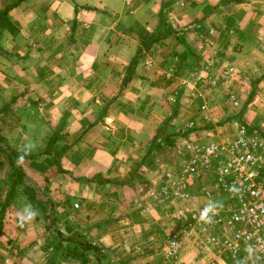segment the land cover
Returning a JSON list of instances; mask_svg holds the SVG:
<instances>
[{
	"label": "crops",
	"instance_id": "0c3cea01",
	"mask_svg": "<svg viewBox=\"0 0 264 264\" xmlns=\"http://www.w3.org/2000/svg\"><path fill=\"white\" fill-rule=\"evenodd\" d=\"M16 3L14 30L0 29V135L42 154L21 167L55 203L63 237L98 248L88 264H170L155 236L172 231L168 212L146 196L171 171L157 152L179 159L184 143L226 135L232 115L264 126V0H0V11ZM208 64L242 76L194 87ZM52 134L64 148L56 162L43 153ZM16 210L4 209L2 229ZM14 222L0 264H48L52 246H41L37 225ZM194 249L172 264L208 263L211 252Z\"/></svg>",
	"mask_w": 264,
	"mask_h": 264
},
{
	"label": "built area",
	"instance_id": "2783aa9c",
	"mask_svg": "<svg viewBox=\"0 0 264 264\" xmlns=\"http://www.w3.org/2000/svg\"><path fill=\"white\" fill-rule=\"evenodd\" d=\"M211 67L203 65L194 72V87L241 77L234 66L220 67L218 75L212 74ZM229 99L235 108L236 96L230 94ZM233 126L231 139L184 143L180 154L185 150L192 155L181 161L177 173L164 170L165 181L146 191L152 202L171 210L166 217L173 231L162 243L165 263L178 262L182 248L192 244L211 252L206 264H264V130L248 131L237 121ZM206 175L212 183L200 188L203 204L195 209L189 204V187ZM221 194L224 200L217 206ZM210 204L215 205L209 212L210 221L200 220L201 210Z\"/></svg>",
	"mask_w": 264,
	"mask_h": 264
},
{
	"label": "rangeland",
	"instance_id": "374dc122",
	"mask_svg": "<svg viewBox=\"0 0 264 264\" xmlns=\"http://www.w3.org/2000/svg\"><path fill=\"white\" fill-rule=\"evenodd\" d=\"M114 18H117V15L115 14V15H112V14H110V19H114ZM115 28H117V29H122V27H120V26H118V25H116L115 26ZM238 69V68H237ZM240 70V69H239ZM241 71V70H240ZM241 76H242V73H241ZM237 98V97H236ZM220 101H225V100H220ZM227 102H228V100H226ZM239 102V101H238ZM229 103H230V101L228 102V105H229ZM230 106H231V104H230ZM232 108V107H231ZM231 118H233L234 120L232 121V122H229V123H231V128L232 129H227V134L226 135H224V136H221V133L222 132H220L219 133V135L218 136H216V137H214V138H212L213 139V142H220V141H222V140H224V139H231L230 137H231V135H229V134H231L232 132H234V126H233V123L235 122V121H237L238 122V124H241L242 126H245L247 129H248V131L250 130V131H252V132H260V131H262V130H264V126H253L251 123H246V122H244V121H242V119L241 118H236L235 117V115H232V117ZM188 129V127H182V129H181V131L182 132H185L186 130ZM235 133V132H234ZM229 135V136H228ZM56 138H57V143H55V145H53L52 146V150H53V153H54V151L56 150V149H60V147L62 146V143H61V138H59L58 136H55ZM49 139V138H48ZM6 143L7 144H4V143H0V147H2V148H8L7 146H9V142L7 141V139H6ZM184 145V144H183ZM6 151H7V149H6ZM46 152V150L43 152V153H45ZM57 152V151H56ZM53 153H52V156H53ZM42 155V154H41ZM56 155V153H54V156ZM157 155H158V159H159V162L160 161H166L167 162V160H168V163H167V165L168 166H172L171 167V171L172 172H175V173H177L178 171H179V166H180V164H181V162L179 163V161L181 160H183L184 158H183V155L184 154H180V158L178 159V154H175V152H173V151H166L165 152V150H158V152H157ZM185 156V155H184ZM39 159H42V158H39ZM38 159V160H39ZM25 161V160H24ZM35 161V160H34ZM43 162V161H42ZM179 164H178V163ZM176 163L178 164V165H176ZM21 165L22 164H17L16 163V166H19L20 167V169L22 170V172H23V183L26 185V186H29V187H31V188H33L34 190H35V198L37 199V200H39V201H42V202H44L45 204H46V211H47V215L49 216L48 218L47 217H45V216H47V215H45V214H43L41 211H38L39 212V214H38V216H36L32 221H31V223H34L33 225H37L36 227H37V229L39 230V240H40V244H41V246H43V247H45V246H52V248L50 249L52 252H50V257H51V260H49V263L48 264H56L57 262H59V261H62L64 264L67 262V263H69V262H71L72 263V260H70V259H64L63 258V254H59V249L61 248V250L63 249V248H66V247H68L69 246V244L68 243H65V242H62V244H61V247L58 245V243L56 242V240H55V238L57 237V235H58V233H60V234H62L60 231H59V229H58V226H57V223H56V219L54 218V215H55V213H53L52 211H53V204H55L53 201H51V200H49V199H47L46 200V194H45V192H44V189L39 185L38 186V184L36 183V182H34L33 183V181H31L30 179H29V176H28V174L24 171V169L21 167ZM174 166V167H173ZM9 166H8V163H7V159H6V157L5 156H3V153H0V172H2V171H6V169L7 170H9V168H8ZM7 172V171H6ZM38 177H42V175H40V174H36ZM212 181V177L210 176V175H206V176H204V177H202V178H200V180L199 181H195L190 187H189V191H190V194H191V196H192V198H191V201H190V206L191 207H193V208H195V209H199V208H201L202 207V204H203V198H202V195L200 194V188L202 187V186H209V185H211V182ZM4 182H6V179H4ZM36 183V184H35ZM5 184V186H4V192L6 193L7 192V190H8V184H6V183H4ZM42 185V184H41ZM17 194L15 195V197L14 198H12L11 199V201H10V203H9V205H10V207L12 206V209L13 208H16L17 210L15 211V212H13V216L14 217H11L10 215H9V217H8V221H6V226H5V228H3L2 229V227H0V248H2V249H4V250H6L5 252L7 253L8 251V249L9 248H6L5 246H2L1 245V243L3 242V243H5V242H7V240H3L2 239V237L3 236H5V237H7V234H6V230H9V231H11V228L14 226V228H15V226H16V224H17V222L15 223L14 221H16V219L18 218V216H17V214L18 213H20V212H22L23 211V208H24V205L26 204V203H31L29 200H28V196H27V194L23 191V188L21 187V186H18L17 187V192H16ZM26 199V200H25ZM217 201L215 202V205H219L220 204V202H222V200H224V195L223 194H221L220 196H218L217 197V199H216ZM63 203V202H62ZM31 205L33 206V204L31 203ZM74 207L75 208H77L78 207V205L77 204H74ZM155 207L157 208V210H159V209H163L165 212H170V210L169 209H167L166 207H165V205H162V206H160V207H158V204L156 203V205H155ZM35 208V207H34ZM159 208V209H158ZM193 208H191V209H193ZM35 209H37V208H35ZM38 210V209H37ZM164 212V213H165ZM5 213V212H4ZM3 217H7V215L6 214H3V216H2V218L0 217V220H2L3 221ZM165 217H166V213H165ZM4 218V219H5ZM12 219V220H11ZM166 221H167V223L169 224V227H170V229L173 231V225L171 224V222L169 221V219L166 217ZM1 225H3V222L1 223ZM57 226V227H56ZM155 231H157V232H155V236L160 240L161 239V242L163 243V239L165 238V236L166 235H168L170 232H162V231H160L159 229L157 230H155ZM171 234V233H170ZM74 236V235H73ZM69 237V236H68ZM127 242H129L128 240H124L123 241V243H122V245L124 246V247H127ZM72 247H74V248H76V249H78L77 248V246L76 245H74V246H72ZM195 247L192 245V244H190L189 245V250H188V252H192V251H196L195 249H194ZM161 252H162V246H161ZM62 253V252H61ZM94 254L96 253V252H93ZM89 254V253H88ZM97 255L99 254V253H96ZM163 254V253H162ZM61 256H62V258H61ZM0 257H3V256H1L0 255ZM87 262H88V259H87ZM97 262L100 264V260H99V258H97ZM79 264V263H78ZM88 264V263H87Z\"/></svg>",
	"mask_w": 264,
	"mask_h": 264
},
{
	"label": "trees",
	"instance_id": "16d2710c",
	"mask_svg": "<svg viewBox=\"0 0 264 264\" xmlns=\"http://www.w3.org/2000/svg\"><path fill=\"white\" fill-rule=\"evenodd\" d=\"M17 5H9L7 7H4L0 11V29H8L9 31H13L14 28L12 26V23L10 21V18L8 16V13L10 10H12L15 6ZM163 33H159V36H161ZM138 55V53H137ZM135 56L133 61L131 62V66L137 62L139 56ZM49 138V139H48ZM46 141V152L44 153L45 155H52L53 150L52 146L57 143V138L55 137L54 134L49 136ZM171 138V137H170ZM167 142L170 144V140H167ZM0 143H6V138H4L2 135H0ZM23 145V144H22ZM20 145L18 148H2L0 147V153H3V156L6 157L7 163H8V168L6 173V184H8V190L6 192V197L3 200V203L1 204L0 208V214H3L4 209L9 206V203L12 198L15 197L17 194V187L21 186L23 188V191L27 194L28 200L33 204V207L37 208L38 211H41L43 214L47 215L46 211V204L42 201H39L35 198V190L29 186H26L23 183V172L20 169L19 166H16L17 163V158L20 155L19 149L22 146ZM7 149V151H6ZM61 149H56L54 153H56L54 160L56 162V158L59 156V153L61 152ZM57 151V152H56ZM53 153V155H54ZM41 156L40 154L36 153L34 150L27 155L24 160L28 161H33L36 160L37 157ZM45 217H49L48 215ZM56 242L58 245L61 247L62 242L68 243L69 246L66 248H61L59 249V254H63L64 259H70L73 261H77L79 264H87V259H88V252H96L99 253V250L96 246H93L92 244L86 242V241H80L77 239V237L74 236H69V237H63L62 234L58 233L57 237L55 238ZM76 245L78 249L72 247ZM62 252V253H61ZM62 258V256H61Z\"/></svg>",
	"mask_w": 264,
	"mask_h": 264
},
{
	"label": "clouds",
	"instance_id": "9594fccd",
	"mask_svg": "<svg viewBox=\"0 0 264 264\" xmlns=\"http://www.w3.org/2000/svg\"><path fill=\"white\" fill-rule=\"evenodd\" d=\"M34 144H25L22 145L19 149L20 155L17 158V164H21L24 158L29 155L34 150ZM215 207L214 204L207 205L204 209L200 212V220L208 222L210 221L209 212ZM39 212L35 209L31 203H26L24 205L23 211L18 213V221L19 225L23 227L26 223L31 222L36 216H38Z\"/></svg>",
	"mask_w": 264,
	"mask_h": 264
}]
</instances>
